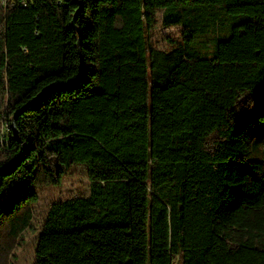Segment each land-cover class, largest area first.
<instances>
[{
	"label": "trees",
	"instance_id": "1",
	"mask_svg": "<svg viewBox=\"0 0 264 264\" xmlns=\"http://www.w3.org/2000/svg\"><path fill=\"white\" fill-rule=\"evenodd\" d=\"M0 136V264H264V0H0Z\"/></svg>",
	"mask_w": 264,
	"mask_h": 264
},
{
	"label": "rangeland",
	"instance_id": "2",
	"mask_svg": "<svg viewBox=\"0 0 264 264\" xmlns=\"http://www.w3.org/2000/svg\"><path fill=\"white\" fill-rule=\"evenodd\" d=\"M180 34L179 26L164 27L161 25L160 13H157L154 26L148 32L152 45L161 49L169 48L171 41L178 40ZM0 139L4 137L0 136ZM88 191L89 181L86 170L80 165L71 167L59 186L37 187L39 198L37 203L33 204L31 227L22 234L12 252L10 250L8 253L7 264H34L35 247L41 231V222L50 203L72 196H84L88 194Z\"/></svg>",
	"mask_w": 264,
	"mask_h": 264
}]
</instances>
